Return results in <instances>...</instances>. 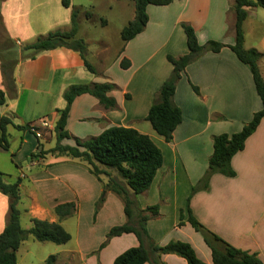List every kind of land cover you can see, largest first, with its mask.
<instances>
[{
  "label": "crops",
  "instance_id": "1",
  "mask_svg": "<svg viewBox=\"0 0 264 264\" xmlns=\"http://www.w3.org/2000/svg\"><path fill=\"white\" fill-rule=\"evenodd\" d=\"M231 4L232 0H173L166 5H147L148 18L142 31L129 39L120 52L118 48L109 62L97 59L99 66L95 62L97 69L91 73L83 66L79 54L65 47L39 51L31 58H18L20 46L36 36L56 26L64 30L65 26L69 27V0L67 6L61 0H0L3 34L0 60L5 62L12 54L17 59L13 68L14 86L5 87L0 76V89L6 100L0 113L10 115L19 125L36 123L42 118L52 125L56 110L64 106L62 92L68 85L113 83L114 88L107 94L114 98L115 108L105 109L90 94H79L69 105L66 131L71 137L86 139L117 125L147 135L162 156L148 189L132 196L137 198L140 208L158 206V215L145 222L147 236L158 245L169 240L187 242L205 264H213L209 248L184 220L185 215L183 223L176 225L178 210L184 209L191 185L206 169L212 136L239 131L259 109L250 72L227 46L217 52L206 51L185 66L175 83L172 100L180 110L181 120L171 139L164 141L144 116L153 93L171 70L164 53L179 56L187 51L178 23H188L199 44L208 39L231 44ZM248 8H245L246 17ZM3 37L14 43L13 49L1 43ZM261 40V49H255L261 54L257 63L264 81V36L259 43ZM243 47L247 48L244 44ZM122 57L129 62L124 69L119 67ZM190 84L197 88V93ZM20 132L19 143L12 153L20 161L18 168H25V172L20 170L18 174L16 206L20 211L19 222L21 216L25 219L20 226L27 229L32 217L56 221L52 211L56 204L73 202L75 206L70 216L59 221L70 238L64 244H54L50 254L55 256V264H111L117 254L138 244L133 233H121L97 249L108 228L126 221L121 199L110 191L103 192L99 181L76 159L46 156L29 161V154L38 143L44 149L52 145L53 134L50 130L43 131L38 141L26 129ZM71 142V139L62 141ZM230 167L234 176L212 174L206 189L190 194L188 206L204 227L230 245L255 253L264 264V117L245 138L242 149L231 156ZM101 195L103 201L93 212L94 203ZM6 210L7 197L0 193V231ZM218 220L224 222L225 232L217 228ZM32 242L37 241L22 243ZM160 260L165 264H186L181 257L169 253L161 254ZM16 262L23 264L17 251Z\"/></svg>",
  "mask_w": 264,
  "mask_h": 264
},
{
  "label": "trees",
  "instance_id": "2",
  "mask_svg": "<svg viewBox=\"0 0 264 264\" xmlns=\"http://www.w3.org/2000/svg\"><path fill=\"white\" fill-rule=\"evenodd\" d=\"M171 1L173 0H133V18L128 20L119 30V39L122 45L118 52L122 50L124 43L143 29L147 21L145 12L147 5H166ZM61 3L63 6H67L68 0H61ZM247 7L264 9V0H232L233 41L228 45L212 39L199 44L193 28L188 23L180 22L187 51L176 57L170 54L166 55L171 70L153 93L144 116V120L164 141L171 139L173 129L181 120L180 110L172 100L175 83L185 66L206 51L217 52L221 47L227 46L235 57L247 66L250 72L255 93L260 101L259 109L252 113L250 119L242 125L239 131L230 134L219 133L212 136V150L207 160L206 169L195 186H191L184 209L178 210L176 225H181L185 220L194 231L200 234L203 242L209 248L210 259L213 264H263L255 253L230 245L204 227L192 215L188 206L190 194L198 189H206L212 174L218 173L227 177L234 176V171L230 167L231 156L242 149L245 138L254 131L259 120L264 117V81L257 66V60L261 54L255 48L243 47L241 25L246 17L245 8ZM76 14L77 10L72 9L67 29L50 30L43 35L36 36L31 42L20 46L18 58H31L39 51L65 47L76 51L85 69L95 73V69L86 60L84 42L82 39L75 37ZM2 39L1 43L7 45L8 48H14V43L8 37ZM16 61L15 54L8 55L5 62L2 59L0 60V76L7 88L14 86L13 68ZM128 63V60L122 57L119 60V67L124 69L128 66ZM190 87L197 93V88L194 85L190 84ZM113 88L114 84L110 82L68 85L62 92L64 106L56 110V118L52 122L51 128H42L43 130H41V136L43 131L48 130L53 134L52 145L44 149L38 143L37 148L29 154V161L37 158L44 159L46 156H64L76 159L85 165L88 172L99 181L103 192L110 191L121 199L126 221L108 228L104 240L97 249L103 247L109 238L121 233H133L138 244L117 254L111 264H142L144 262L148 264H165L160 260V255L168 253L181 257L186 264H205L195 255L194 250L187 242L169 240L163 245H158L147 236L145 222L150 217L158 215V206L152 204L144 208H137L132 197L148 189L156 170L162 162L159 148L147 135L139 133L132 127L117 125L108 126L97 135L86 139L71 137L66 131L65 120L69 105L75 96L87 93L93 96L103 108L114 109L115 100L107 94ZM5 102V95L0 89V108L5 105ZM7 125H12L19 130L26 129L27 131L29 126V124H16L12 121L10 115L0 113V147L5 150L7 149ZM36 129H38V126ZM36 139L39 141L40 137ZM64 139H71L72 142L70 144L62 143ZM18 184L19 178L12 182H5L0 172V193L7 197L4 225L0 231V264H17L16 251L23 241L49 242L59 245L66 243L70 238L69 233L62 228L59 221L73 213L75 209L73 202L59 203L53 207L52 211L57 218L54 222L32 217L29 219L30 226L27 229L20 226V211L16 206L19 199ZM102 201L103 195L95 201L93 212H96ZM144 240L147 241L146 245H144ZM54 262L55 256L49 254L42 264H55Z\"/></svg>",
  "mask_w": 264,
  "mask_h": 264
},
{
  "label": "rangeland",
  "instance_id": "3",
  "mask_svg": "<svg viewBox=\"0 0 264 264\" xmlns=\"http://www.w3.org/2000/svg\"><path fill=\"white\" fill-rule=\"evenodd\" d=\"M149 6L153 7V5ZM69 8L70 12L72 9L77 10L75 37L82 39L85 44V57L87 62L91 64L94 69H97L95 62L99 66L98 60L104 63L109 62V60L113 58L116 50L120 48L119 46L122 45L119 39V30L128 20L133 18V0H69ZM178 25L180 26V23H178ZM56 27H54V29H56ZM66 27L67 26H65V29L68 28ZM241 29L243 44L247 48L259 47V49H261L263 41L261 40L262 42L260 41L259 43V40L260 37L264 36V9L260 7H249L248 16L243 20ZM1 36H3V34L0 32V37ZM167 54L168 53H164L163 58L169 63L166 59ZM257 66L261 68L259 62ZM30 124L36 123L31 122ZM48 125L51 126L49 122ZM48 128L50 129L51 127ZM20 135V130H16L12 125L6 126L7 149L5 150L0 147V172L3 178L8 182H12L18 178L20 170H25V168H18L20 161L16 160L17 156L12 157V153L14 149L16 150L19 143ZM198 180L191 186H195ZM218 196H216V198ZM136 200L134 198L136 207L140 208ZM21 217L20 223L22 224L25 219ZM216 226L225 232L224 222L218 220ZM53 246L54 244L49 242L43 244L39 242L22 243L18 247L17 257L22 259L23 264H41L42 262H40V259L50 254L54 250Z\"/></svg>",
  "mask_w": 264,
  "mask_h": 264
},
{
  "label": "built area",
  "instance_id": "4",
  "mask_svg": "<svg viewBox=\"0 0 264 264\" xmlns=\"http://www.w3.org/2000/svg\"><path fill=\"white\" fill-rule=\"evenodd\" d=\"M18 44V42H16ZM41 127V128H47L51 127L48 125V122L45 119H39L37 120L36 124H29L28 126V132L32 133L35 138L41 137V131L39 129H36V127Z\"/></svg>",
  "mask_w": 264,
  "mask_h": 264
}]
</instances>
